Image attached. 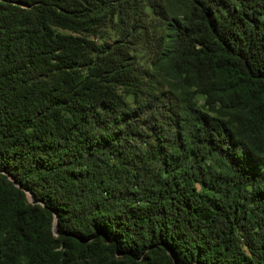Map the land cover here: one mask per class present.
<instances>
[{
	"label": "trees",
	"instance_id": "1",
	"mask_svg": "<svg viewBox=\"0 0 264 264\" xmlns=\"http://www.w3.org/2000/svg\"><path fill=\"white\" fill-rule=\"evenodd\" d=\"M77 253L264 264V0H0V264Z\"/></svg>",
	"mask_w": 264,
	"mask_h": 264
},
{
	"label": "rangeland",
	"instance_id": "2",
	"mask_svg": "<svg viewBox=\"0 0 264 264\" xmlns=\"http://www.w3.org/2000/svg\"><path fill=\"white\" fill-rule=\"evenodd\" d=\"M107 32H110L112 33L111 31H107ZM114 34H112L111 36H113ZM152 56H149V55H143V58L141 59V68L144 70V71H150V60H151ZM159 79V77H157ZM162 84H163V81H159L157 80V85L159 87H162ZM28 198L29 200L32 201V197L30 195H28ZM56 224H57V215H55V218L53 220V224H52V232L55 236L58 235V232H57V229H56ZM80 253H77V256L78 259H77V263L78 264H86V262H93L94 260L96 262H100L101 264H108V260L110 257H106V255H102L101 256H93L89 259H86V257H83L81 255H79ZM94 258V259H93ZM115 261V264H130V262L128 260H126L125 257H116V259L114 260ZM154 262L155 264H164L165 263V260L162 256H158L156 255L154 257ZM141 264H144V263H141Z\"/></svg>",
	"mask_w": 264,
	"mask_h": 264
}]
</instances>
